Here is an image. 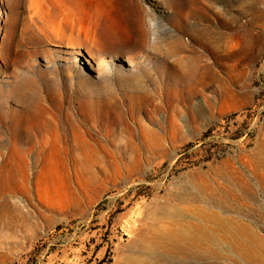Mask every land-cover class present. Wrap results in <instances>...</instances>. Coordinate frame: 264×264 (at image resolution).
<instances>
[{
    "label": "rangeland",
    "instance_id": "obj_1",
    "mask_svg": "<svg viewBox=\"0 0 264 264\" xmlns=\"http://www.w3.org/2000/svg\"><path fill=\"white\" fill-rule=\"evenodd\" d=\"M258 250L264 0H0V264Z\"/></svg>",
    "mask_w": 264,
    "mask_h": 264
},
{
    "label": "bare ground",
    "instance_id": "obj_2",
    "mask_svg": "<svg viewBox=\"0 0 264 264\" xmlns=\"http://www.w3.org/2000/svg\"><path fill=\"white\" fill-rule=\"evenodd\" d=\"M154 23V22H153ZM140 35L142 36V37H144V31H143V29H141L140 30ZM183 48V45L180 43V42H177L174 46H173V48H171L173 51H171V52H173V53H175V52H180V50ZM189 58V57H188ZM193 58V57H192ZM196 62H197V60L195 61V59L193 58V59H187L186 61H185V64H183L182 62H181V59H177L176 60V62H175V64H174V66H173V68H174V70L177 72V73H179L181 76H182V78L183 79H186V80H191V79H194L195 78V76H196V73H197V71H198V66H197V64H196ZM146 72V71H145ZM167 238H169V236L167 237ZM148 242V243H147ZM147 242H145V241H143V242H141L142 243V246H144V245H154V246H156L157 245V241H155V239H153V240H149V241H147ZM147 243V244H146ZM249 246H247V249L249 250V251H252L253 252V250H252V248H248ZM257 250V249H256ZM259 252H256L255 253V255H254V258H256V259H258V261L259 262H262V263H264V256H263V254H264V251H260V250H258ZM137 260H139V259H137ZM140 262L141 261H135L133 264H140Z\"/></svg>",
    "mask_w": 264,
    "mask_h": 264
}]
</instances>
